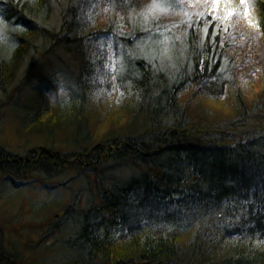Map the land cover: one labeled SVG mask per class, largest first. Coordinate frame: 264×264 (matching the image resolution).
<instances>
[{
  "label": "trees",
  "instance_id": "1",
  "mask_svg": "<svg viewBox=\"0 0 264 264\" xmlns=\"http://www.w3.org/2000/svg\"><path fill=\"white\" fill-rule=\"evenodd\" d=\"M249 2L256 33L240 14L217 30L187 0H0V103L12 107L20 135L71 132L75 148L18 154L0 144V175L49 179L90 162L52 225L61 235L54 256L38 264H264V94L253 105L244 96L260 76L264 84V0ZM120 44L114 85L104 72ZM39 54L74 70L70 98L15 87ZM192 90L206 99L230 91L238 113L218 126L183 101ZM118 100L125 128L95 140L94 102L113 109ZM2 238L0 264H24Z\"/></svg>",
  "mask_w": 264,
  "mask_h": 264
},
{
  "label": "rangeland",
  "instance_id": "2",
  "mask_svg": "<svg viewBox=\"0 0 264 264\" xmlns=\"http://www.w3.org/2000/svg\"><path fill=\"white\" fill-rule=\"evenodd\" d=\"M145 3L147 6L148 4L154 7L157 5L155 0L149 2L145 0ZM187 4V9L197 15L207 11V14L211 15L212 21L216 23L217 30L221 28L223 31L229 30L234 25V18L237 14H240L238 22L241 21L243 25L246 23V29L256 33L258 28L256 8L251 6V2L247 3V0H187ZM159 11L164 13L162 9ZM56 23L57 21H54L53 24L55 25H53L48 21L44 25L46 27L51 25L56 30ZM253 37L256 38L257 36L253 34ZM102 39L104 38L97 39L95 42ZM111 40L110 45L114 48V38L111 37ZM113 42L114 44H112ZM107 54L112 63L106 67L104 74L109 75L112 84L116 85L117 75H121L124 71L126 54L122 44L118 46V49H113ZM63 67L66 68L64 65ZM74 80L75 72L72 68L67 67L65 72L60 71L56 68L55 63L39 54L38 57L33 56L18 74L15 87L18 89L19 86L20 89L23 86L22 94L27 93L30 87L50 92V94L52 93V100L55 102L70 98L69 94L75 85ZM27 81L28 84L25 87ZM20 85L22 86L20 87ZM15 91V89L11 91V96H15ZM263 91L264 84L261 76L258 82H250L244 94L247 102L251 103L249 105H253L255 101H260L263 97L262 94H264ZM203 96L202 93L192 90L186 93L183 101L186 102L189 101L187 99H190L195 111L196 109L199 112H202L201 109L206 110L210 120H220L217 122L218 126L231 120L238 113L237 109L233 110V95L230 91L221 98L210 97V99H206ZM94 104L96 106L93 110L91 109L89 130H92V134L94 133L93 138L95 140L103 139L110 133H116L125 128L127 117L120 110L124 105L123 100H118L113 109H109L107 104L103 105L99 102H94ZM13 114L10 105L0 103V144H3L9 151L24 154L32 147L44 146L45 144L57 152H73L75 150L71 132L59 131L49 136L45 131L38 130L32 137H28L26 134L20 135L17 132L18 120L13 118ZM2 117H4L3 121H1ZM207 120L209 121V119ZM234 136L236 138L232 141L238 139L237 134L234 133ZM87 159V157L83 158L80 166L73 164V167L77 166L78 168L76 167L75 171H72L71 168L69 171L72 172H67L62 177L47 179L43 175H38L35 177L37 179H27V182L30 181L29 184L25 181H7L6 175H0V233H2L4 243L19 254L24 264H38L44 259H51L54 256L57 249V245L54 244L61 235L58 230L52 228V225L56 219L61 218L66 205L72 202L76 192L85 183L82 178L77 177L73 180V177L78 174L76 171L89 168L90 162ZM76 160L74 158L71 162L74 163ZM51 246L53 247L50 248Z\"/></svg>",
  "mask_w": 264,
  "mask_h": 264
},
{
  "label": "snow or ice",
  "instance_id": "3",
  "mask_svg": "<svg viewBox=\"0 0 264 264\" xmlns=\"http://www.w3.org/2000/svg\"><path fill=\"white\" fill-rule=\"evenodd\" d=\"M159 5H156V7H158ZM251 22V21H250Z\"/></svg>",
  "mask_w": 264,
  "mask_h": 264
}]
</instances>
